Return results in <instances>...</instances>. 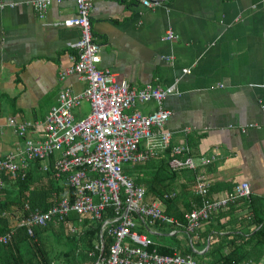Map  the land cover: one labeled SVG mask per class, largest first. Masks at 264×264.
<instances>
[{"label":"crops","instance_id":"1","mask_svg":"<svg viewBox=\"0 0 264 264\" xmlns=\"http://www.w3.org/2000/svg\"><path fill=\"white\" fill-rule=\"evenodd\" d=\"M34 1L0 0V157L21 141L7 127L9 118L42 120L62 88L79 93L86 87L76 74L61 79L77 56L79 31L59 24L75 15L74 5L52 3L41 19ZM149 1L155 5L92 0L98 67L135 89L174 88L163 101L171 113L164 130L170 145H187L196 163L214 157L197 169L208 179L210 198L242 182L264 197V1ZM167 31L174 40H162ZM136 110L146 115L155 104ZM88 112L85 101L72 110L75 119ZM187 171L193 191L196 171ZM188 180L181 175L179 182L189 186ZM257 264H264V255Z\"/></svg>","mask_w":264,"mask_h":264},{"label":"built area","instance_id":"2","mask_svg":"<svg viewBox=\"0 0 264 264\" xmlns=\"http://www.w3.org/2000/svg\"><path fill=\"white\" fill-rule=\"evenodd\" d=\"M63 1L74 5L75 15L59 24L76 28L80 36L75 44L77 56L74 63L61 79L76 74L86 82V87L79 93H74L69 87L62 88L56 105L42 120L8 119L7 127L21 141L0 157V189L3 177L23 179L33 162L41 161L42 170L47 171L52 161L53 176L64 178L72 193H67L44 212L31 209L25 202L22 209L4 214L9 218L10 230L0 235V244H6L18 226L28 228V233L32 234L31 227H45L50 223L57 226L71 212L78 216V224L85 217L100 220L105 209L109 208L113 215L103 222L100 234L106 229L113 243L108 256H100L95 264H225L198 263L179 252L160 255L155 249L148 250L146 246L151 241L135 231L138 224L135 218L144 225L146 221L164 224H177V221L165 214L161 202L146 203L145 188L124 174L123 167L156 158L169 148L171 159L168 164L173 171H196L193 193L201 202L198 208L185 216L187 233H193L217 211L247 198L250 195L249 184L239 183L224 196L210 198L208 179L197 169L199 165H208L214 157L200 158L196 163L187 145H170V135L164 130L171 113L163 108V101L174 93V88L147 84L135 89L125 82H118L109 70L98 67L101 46L90 23L92 0H35L33 9L42 19L52 3ZM138 1L148 7L155 5L149 0ZM174 39L171 31L162 38L164 41ZM182 73H189V69H183ZM80 101L88 104L89 112L85 117L75 119L72 110ZM146 103H154L155 110L143 115L136 106ZM174 196L173 192L165 198ZM76 228L73 225L71 231Z\"/></svg>","mask_w":264,"mask_h":264},{"label":"trees","instance_id":"3","mask_svg":"<svg viewBox=\"0 0 264 264\" xmlns=\"http://www.w3.org/2000/svg\"><path fill=\"white\" fill-rule=\"evenodd\" d=\"M170 159L168 148L156 158L123 167L124 174L145 188V202H161L165 214L177 221V224L146 221L144 225L135 218L140 228L148 233L151 226L158 231L167 229V233L160 236L171 237L177 245L151 241L146 248L155 249L160 255L179 252L184 256L189 255L198 263L257 264L264 255V197L250 193L247 198L239 199L214 213L193 233H187L185 216L195 207L198 208L201 200L191 191L193 173L187 170L173 171L168 164ZM51 162L47 171L42 170L41 161L33 162L23 179L3 177L0 235L10 230L9 218L4 214L22 209L25 202L31 209L44 212L67 193H72L64 178L53 176ZM181 175L189 179L186 181L189 186L179 182ZM173 192L174 197L165 198V195ZM244 208H247L246 213L240 215ZM112 215L113 211L107 208L100 220L85 217L78 224V216L71 212L57 226L50 223L45 227H31L32 234L28 233L26 227H15L10 240L0 244V264H95L100 257L101 244L103 258L108 256L113 243L106 229L102 233V243L100 239L101 226ZM73 225L77 226L75 231H71ZM171 232L175 233L170 235Z\"/></svg>","mask_w":264,"mask_h":264},{"label":"rangeland","instance_id":"4","mask_svg":"<svg viewBox=\"0 0 264 264\" xmlns=\"http://www.w3.org/2000/svg\"><path fill=\"white\" fill-rule=\"evenodd\" d=\"M150 229L158 231L153 226H151ZM135 231L140 232L139 234H143L149 241H152L155 243H162V244H169V245L177 246L175 243V240L172 239L171 237L151 235L147 231H144L143 229H141L139 224H137V226L135 227ZM167 231H168L167 229H161V231L159 232L160 233L162 232V234H164V233H167Z\"/></svg>","mask_w":264,"mask_h":264},{"label":"water","instance_id":"5","mask_svg":"<svg viewBox=\"0 0 264 264\" xmlns=\"http://www.w3.org/2000/svg\"><path fill=\"white\" fill-rule=\"evenodd\" d=\"M100 239H101V243H102V234H100ZM208 247V245L206 246V248ZM103 253V245L101 244V252H100V256Z\"/></svg>","mask_w":264,"mask_h":264}]
</instances>
